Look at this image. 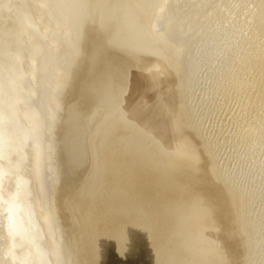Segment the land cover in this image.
<instances>
[{
    "label": "water",
    "instance_id": "obj_1",
    "mask_svg": "<svg viewBox=\"0 0 264 264\" xmlns=\"http://www.w3.org/2000/svg\"><path fill=\"white\" fill-rule=\"evenodd\" d=\"M264 0H0V264H260L247 162L199 64Z\"/></svg>",
    "mask_w": 264,
    "mask_h": 264
},
{
    "label": "rangeland",
    "instance_id": "obj_2",
    "mask_svg": "<svg viewBox=\"0 0 264 264\" xmlns=\"http://www.w3.org/2000/svg\"><path fill=\"white\" fill-rule=\"evenodd\" d=\"M262 30L264 21L197 67L247 162L260 264H264V44L261 48L256 41Z\"/></svg>",
    "mask_w": 264,
    "mask_h": 264
},
{
    "label": "bare ground",
    "instance_id": "obj_3",
    "mask_svg": "<svg viewBox=\"0 0 264 264\" xmlns=\"http://www.w3.org/2000/svg\"><path fill=\"white\" fill-rule=\"evenodd\" d=\"M264 21V18H263V20L262 21H260V22H258V24L259 23H261V22H263ZM258 24H256V25H258ZM256 25H254V26H256ZM253 26V27H254ZM253 27H251V28H253ZM261 28V27H260ZM250 31V30H249ZM263 31V30H262ZM252 33H254V32H252ZM258 33V32H257ZM259 35H261L260 36V38L259 37H257L258 38V40L256 41V45H260V47H261V45H262V43L264 44V31L262 32V33H260ZM246 36V35H245ZM257 47V46H256ZM263 47V46H262ZM261 47V48H262ZM255 48V47H254ZM261 48H260V50H259V52H261ZM254 50V49H253ZM258 50V49H257ZM264 51V47H263V49H262V52ZM255 52H257V51H255ZM259 52H258V54H259ZM257 54V53H256ZM261 54H264V53H261ZM261 54H259L258 56L260 57L261 56ZM250 56V55H249ZM263 56V55H262ZM263 58V57H262ZM255 59V58H254ZM253 60V59H252ZM256 60V59H255ZM258 61V60H257ZM199 65H201V64H199ZM198 65V66H199ZM198 66H196V67H198ZM199 68V67H198ZM250 181V180H249ZM255 216V215H254Z\"/></svg>",
    "mask_w": 264,
    "mask_h": 264
}]
</instances>
